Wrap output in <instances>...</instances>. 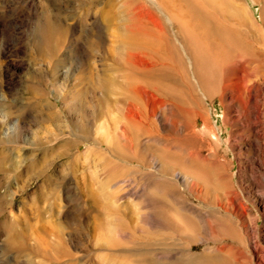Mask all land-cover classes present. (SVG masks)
I'll list each match as a JSON object with an SVG mask.
<instances>
[{"label":"rangeland","instance_id":"374dc122","mask_svg":"<svg viewBox=\"0 0 264 264\" xmlns=\"http://www.w3.org/2000/svg\"><path fill=\"white\" fill-rule=\"evenodd\" d=\"M188 7L0 0V264H264V0Z\"/></svg>","mask_w":264,"mask_h":264},{"label":"bare ground","instance_id":"6f19581e","mask_svg":"<svg viewBox=\"0 0 264 264\" xmlns=\"http://www.w3.org/2000/svg\"><path fill=\"white\" fill-rule=\"evenodd\" d=\"M215 1L217 2L218 0H189L190 9H189V7L186 8V10L188 11L187 14L189 16V19L193 20V23L195 24L194 34L198 35V38L203 43L202 46H204L205 50L207 52L209 51L210 53H211V51L215 50V48H216L213 44H211V41L213 40L212 30L210 28L205 30L204 26L202 24H204V20L207 23L212 24L211 19H212V17H214V13L210 12V10L207 11V7L210 6L211 9H214L215 8L214 7V2ZM190 20H188V21H190ZM196 28H198V30L203 29V31L202 32L199 31V34L195 33V29ZM123 36H124V38H127V37H129V34H124ZM237 47H238V45H237V43L235 42L234 38L231 35V50H234ZM205 58H207L206 60H208V62L205 63V72L209 73V68H208V65L210 63L209 60H213V55L207 54V56H205ZM211 65H212V63H211ZM259 117H260L259 116V108H258L257 105H255L254 109L252 110V119L250 121L251 125L259 124V121H258ZM7 123L8 122H5V123L0 125V134H2V138H1L2 141H0L2 143V145L0 146V148H1V151L6 154V156H5L6 159L10 158L12 156L11 154L13 153V147L11 145H7V143L9 144L11 142L12 136L17 134L18 137H21V134H22L21 128L18 125H15L14 132L11 131V133H9L10 126H9V124L7 126ZM249 125H250V123H249ZM12 144H15V143H12ZM2 176H3V179H2V181H0V190L4 189L5 191H7L9 186H10V183H11L10 182V177L7 174H3ZM39 198L40 199H47L45 194H40ZM200 257H204V256H200ZM188 258H189V256H188ZM204 260L203 261H204V264H205V262L208 261V260H207V258L206 259L204 258ZM151 261L153 262V260L150 259L149 262H151ZM200 261H202V259ZM207 263H209V262H207ZM152 264H167V263H155L154 262ZM173 264H183V261L182 260H177Z\"/></svg>","mask_w":264,"mask_h":264}]
</instances>
